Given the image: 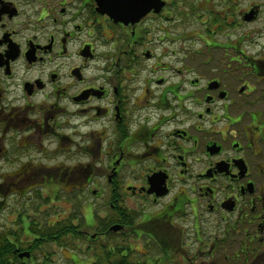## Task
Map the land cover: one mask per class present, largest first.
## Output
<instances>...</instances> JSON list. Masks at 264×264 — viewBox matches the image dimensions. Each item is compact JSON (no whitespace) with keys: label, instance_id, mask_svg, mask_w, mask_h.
Returning a JSON list of instances; mask_svg holds the SVG:
<instances>
[{"label":"flooded vegetation","instance_id":"1","mask_svg":"<svg viewBox=\"0 0 264 264\" xmlns=\"http://www.w3.org/2000/svg\"><path fill=\"white\" fill-rule=\"evenodd\" d=\"M162 1L0 0V264H264V0Z\"/></svg>","mask_w":264,"mask_h":264},{"label":"water","instance_id":"2","mask_svg":"<svg viewBox=\"0 0 264 264\" xmlns=\"http://www.w3.org/2000/svg\"><path fill=\"white\" fill-rule=\"evenodd\" d=\"M160 0H98L100 11L114 21L139 17L155 8ZM132 21V20H129Z\"/></svg>","mask_w":264,"mask_h":264},{"label":"rangeland","instance_id":"3","mask_svg":"<svg viewBox=\"0 0 264 264\" xmlns=\"http://www.w3.org/2000/svg\"><path fill=\"white\" fill-rule=\"evenodd\" d=\"M263 25H264V20L260 22V28L263 29ZM0 202H2L3 205L6 207L3 219L7 218V219L13 221L14 217L11 215V212L13 211V207H14L13 198H11L10 196H7V197H5L3 199H0ZM56 205H64L65 207L67 206V204H63L62 202H58V203H56ZM67 256L70 257L71 254H68Z\"/></svg>","mask_w":264,"mask_h":264},{"label":"trees","instance_id":"4","mask_svg":"<svg viewBox=\"0 0 264 264\" xmlns=\"http://www.w3.org/2000/svg\"><path fill=\"white\" fill-rule=\"evenodd\" d=\"M62 230H59L56 226H54V227H50L48 230H46V233H47V235L49 236V237H52V239L54 240L55 239V237L61 232ZM63 236V235H62ZM4 247H5V251H6V255L8 256V255H10L9 253H8V251L10 252L12 249H11V246L10 245H8V244H6V246H5V244H4Z\"/></svg>","mask_w":264,"mask_h":264}]
</instances>
